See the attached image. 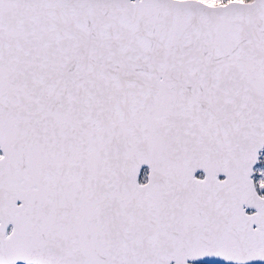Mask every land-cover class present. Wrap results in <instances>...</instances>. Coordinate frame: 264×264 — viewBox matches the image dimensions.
<instances>
[{
	"label": "snow or ice",
	"instance_id": "6c2138e0",
	"mask_svg": "<svg viewBox=\"0 0 264 264\" xmlns=\"http://www.w3.org/2000/svg\"><path fill=\"white\" fill-rule=\"evenodd\" d=\"M0 264H264V0H0Z\"/></svg>",
	"mask_w": 264,
	"mask_h": 264
}]
</instances>
